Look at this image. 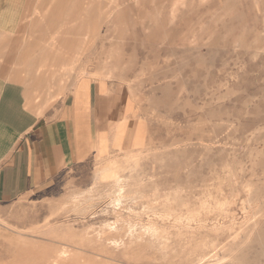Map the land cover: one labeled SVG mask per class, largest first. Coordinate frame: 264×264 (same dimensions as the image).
<instances>
[{"label": "rangeland", "instance_id": "obj_1", "mask_svg": "<svg viewBox=\"0 0 264 264\" xmlns=\"http://www.w3.org/2000/svg\"><path fill=\"white\" fill-rule=\"evenodd\" d=\"M175 1L100 12L73 75L130 99L147 142L34 186L0 219V264H264V0Z\"/></svg>", "mask_w": 264, "mask_h": 264}, {"label": "crops", "instance_id": "obj_2", "mask_svg": "<svg viewBox=\"0 0 264 264\" xmlns=\"http://www.w3.org/2000/svg\"><path fill=\"white\" fill-rule=\"evenodd\" d=\"M115 1L134 5L138 18L168 9L162 0H0V219L34 186L146 144L130 99V110L127 101L120 108L108 83L73 75L85 44L98 41L100 12L112 16ZM121 119L127 126L115 141Z\"/></svg>", "mask_w": 264, "mask_h": 264}, {"label": "bare ground", "instance_id": "obj_3", "mask_svg": "<svg viewBox=\"0 0 264 264\" xmlns=\"http://www.w3.org/2000/svg\"><path fill=\"white\" fill-rule=\"evenodd\" d=\"M175 8H177L178 6H183L185 4V0H176L175 1ZM176 12L175 10L171 11V17L172 19L175 18ZM173 22V21H172ZM123 121H118L116 123V131H118L120 129V127L123 125ZM118 135V133H117ZM117 135H115V141L119 140L121 137H117ZM119 138V139H118ZM110 142V141H108ZM126 144V143H125ZM104 146V145H103ZM109 148V146H108ZM124 148V147H123ZM124 151V150H123ZM98 153V152H97ZM128 154V153H127ZM109 155V154H108ZM129 155V154H128ZM127 157V156H126ZM102 158V157H101ZM128 158V157H127ZM125 162V161H124ZM128 163V162H127ZM125 164H123L120 161H117L115 159H107L104 162V166L102 167V169H100L99 171V179L100 180H104V181H108V182H113L114 184H121L123 182V177L121 175L122 171L125 170ZM141 177V176H140ZM124 185H121V190L123 192L124 190ZM91 198V197H90ZM112 202V201H111ZM249 205V204H248ZM143 211V210H142ZM166 215L172 216V214L168 213ZM255 218V217H254ZM177 221V219H176ZM178 222V221H177ZM110 227V226H109ZM113 227H111L112 229ZM134 233V232H133ZM121 244V243H120ZM62 250V249H61ZM235 253V252H234ZM229 256V255H228Z\"/></svg>", "mask_w": 264, "mask_h": 264}]
</instances>
